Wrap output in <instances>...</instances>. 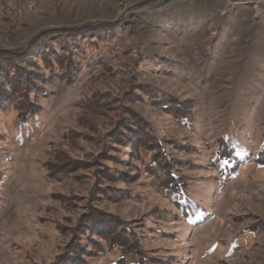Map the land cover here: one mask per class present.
Returning <instances> with one entry per match:
<instances>
[{
	"label": "rangeland",
	"instance_id": "rangeland-1",
	"mask_svg": "<svg viewBox=\"0 0 264 264\" xmlns=\"http://www.w3.org/2000/svg\"><path fill=\"white\" fill-rule=\"evenodd\" d=\"M0 264H264V0H0Z\"/></svg>",
	"mask_w": 264,
	"mask_h": 264
},
{
	"label": "trees",
	"instance_id": "trees-1",
	"mask_svg": "<svg viewBox=\"0 0 264 264\" xmlns=\"http://www.w3.org/2000/svg\"><path fill=\"white\" fill-rule=\"evenodd\" d=\"M49 65L50 64L47 65V68L50 71L49 74H53L54 71L50 70V66ZM29 66H30V69H28L27 71H24V73L26 75V78L25 79L27 81L26 82V86L27 87L23 90V91H25V93H23V94H19L18 93L17 96L16 95H12V96L9 95L8 97L6 96V98L3 97L4 98L3 101H5V102H11V103L12 102H20L24 98L23 102H28V104H30V102H31L30 99L25 100L26 99L25 96L26 95L29 96V92H34L37 88L40 87V84L45 85L48 82V79H46V77H45L47 75H45L44 72H39L40 70L38 69L39 66L37 64H34V65L31 64ZM70 69H71L70 67L69 68L68 67L67 68L66 67L63 68L62 72H64L65 76H63V77L58 76V78H60L58 81H60V82L67 81V78H68L67 77V74L70 73ZM36 70H39V71L37 72ZM57 79H55V80H57ZM5 81H6V78H5ZM11 84L12 83H10L9 86H11ZM21 86H23V85H21ZM6 87H7V85H6ZM11 88L12 87H10V89ZM17 88H18V86H17ZM21 88H23V87H20V89ZM20 89H18L16 91V93L19 92ZM9 94H10V92H9ZM14 99H17V101H15ZM24 106L25 105L22 104L21 110L26 109V106L25 107ZM158 106H161L162 109H165L166 110L168 106H171V104H169L168 102L165 103V104L160 103V105H158ZM174 106H175V108H177L178 106H181V105L174 104ZM24 111L25 112H28V110H24ZM187 112H189V107L188 106H186V109L185 110L182 109L181 112H180V114L178 113L179 118L182 119V120H186L187 117H185V116L188 114ZM134 125L138 126L137 127V130L132 128L133 124L129 125L128 126L129 129L127 131L131 132L132 134L130 133V134L123 135L122 136V140H121V142H122L121 144H123V145H125L127 147L132 146L134 149H137V148L140 149V148H142L145 145V141H146L145 137L147 136V133H146V129L144 127H142L141 124H134ZM160 168H161V171L166 172V168H164V166H162ZM168 173H169V171H168ZM170 176L172 178V174H170ZM169 185H171V184H169ZM114 234L115 233H112V236ZM99 237L102 238V239H104V240H108V241L111 240V239L114 240L113 238H111L110 235H107L105 232L100 233L99 234ZM113 244H117V242L116 243L113 242ZM84 251H85V249H84ZM132 251L133 252H136V249H134ZM82 255H84V253H82Z\"/></svg>",
	"mask_w": 264,
	"mask_h": 264
}]
</instances>
